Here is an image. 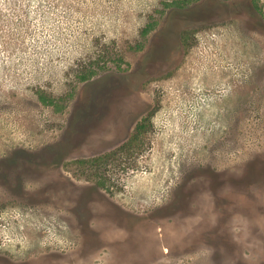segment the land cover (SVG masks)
Wrapping results in <instances>:
<instances>
[{"label":"rangeland","instance_id":"1","mask_svg":"<svg viewBox=\"0 0 264 264\" xmlns=\"http://www.w3.org/2000/svg\"><path fill=\"white\" fill-rule=\"evenodd\" d=\"M173 1L0 0V264H264V0Z\"/></svg>","mask_w":264,"mask_h":264},{"label":"trees","instance_id":"2","mask_svg":"<svg viewBox=\"0 0 264 264\" xmlns=\"http://www.w3.org/2000/svg\"><path fill=\"white\" fill-rule=\"evenodd\" d=\"M187 0H177V1H173L169 4H167V7H170L174 10H178V9H184L187 7ZM151 29V25L147 26L146 28H144L143 33H147L148 30ZM97 70H88L86 73H82L79 75V79L81 81H87L92 79V77L97 73ZM39 99L44 103V104H53L54 103V99L51 96H47L45 93H39ZM141 127V126H139Z\"/></svg>","mask_w":264,"mask_h":264}]
</instances>
